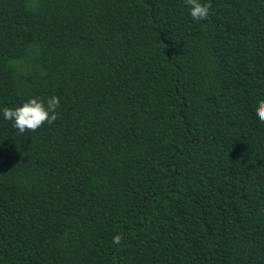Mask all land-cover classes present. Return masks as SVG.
I'll list each match as a JSON object with an SVG mask.
<instances>
[{"label":"trees","instance_id":"obj_1","mask_svg":"<svg viewBox=\"0 0 264 264\" xmlns=\"http://www.w3.org/2000/svg\"><path fill=\"white\" fill-rule=\"evenodd\" d=\"M0 0V264H264V0ZM123 239L112 243L114 235Z\"/></svg>","mask_w":264,"mask_h":264},{"label":"clouds","instance_id":"obj_2","mask_svg":"<svg viewBox=\"0 0 264 264\" xmlns=\"http://www.w3.org/2000/svg\"><path fill=\"white\" fill-rule=\"evenodd\" d=\"M185 6L193 21H205L209 18L211 5L207 0H185ZM59 108L60 98L58 96L30 97L12 107L0 106V119L9 122L21 134L25 131L34 132L56 121ZM252 115L257 123L264 124V101L255 105ZM122 239L121 235H114L112 243L119 245Z\"/></svg>","mask_w":264,"mask_h":264}]
</instances>
